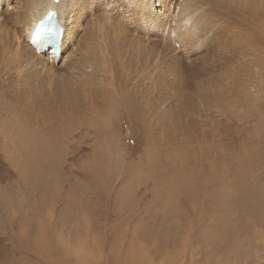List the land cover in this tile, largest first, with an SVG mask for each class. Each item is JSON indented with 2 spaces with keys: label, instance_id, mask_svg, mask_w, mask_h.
Returning <instances> with one entry per match:
<instances>
[{
  "label": "rangeland",
  "instance_id": "374dc122",
  "mask_svg": "<svg viewBox=\"0 0 264 264\" xmlns=\"http://www.w3.org/2000/svg\"><path fill=\"white\" fill-rule=\"evenodd\" d=\"M16 1L0 9V43L18 33ZM238 15L246 29L228 38L244 37L256 58L248 22L258 17ZM149 24L136 18L129 36L150 35L143 30ZM154 34L142 39L150 55L140 52L135 65L118 60L108 71L115 88L104 78L88 81L78 63L87 86L71 79L67 64L54 66L51 84L38 73L44 90L30 91L37 86L19 78L29 71L0 61V264H136L139 256V264H264V34L260 84L249 80L251 72L240 76L241 56L219 55V42L209 65L167 69L154 54L168 46ZM212 81L217 96L210 102L216 91L205 84ZM103 93L114 101L104 123ZM93 95L97 101L86 104ZM4 120L14 122L18 138L3 130ZM25 129L54 144L52 152L26 145Z\"/></svg>",
  "mask_w": 264,
  "mask_h": 264
},
{
  "label": "bare ground",
  "instance_id": "6f19581e",
  "mask_svg": "<svg viewBox=\"0 0 264 264\" xmlns=\"http://www.w3.org/2000/svg\"><path fill=\"white\" fill-rule=\"evenodd\" d=\"M9 2L10 0H0V9L4 4L6 5L5 8L10 6ZM169 3L170 6H168ZM14 7L17 9V12L14 11L15 14H18L14 17L18 18L17 24L19 25V28L21 27L22 29H19L17 26L18 33L12 34L11 32L12 35L10 38L6 42L0 43V61L4 62V64H9L10 69L16 72L23 71L25 73V71H29L27 76H20L19 78L27 77L24 81L22 79L21 82L23 84L30 82L31 84H34V86H37V88L31 89L26 87V89L30 91L39 92L44 90L40 83L48 82L51 84L48 81V76L51 72L57 70L54 66H57L56 68L65 69L63 67L67 64L70 65L69 71L72 75L71 79L81 77L83 73L82 70L81 72L79 70V66L81 65L89 70H83L85 73L88 72V76L90 77V80L87 79L88 81L92 80L93 82L94 80V83L99 85L101 81H99L98 78H104L105 81L109 82L107 73L109 71L111 74V72L116 71L115 67L118 60L120 63L124 62L125 64V62H127L130 65V62H132L135 65L141 61L140 52H146L150 55V51L145 49L144 44L142 45V43L145 42V40L143 41L142 39H144V37H156L154 34L155 29H157V34L159 36L161 34L163 37L160 39L161 41L159 40V42L164 43V47L167 45L172 53L171 59L168 61L166 56V48L168 49V47L163 48V53H160L159 50L156 49V44L154 45L155 47H153V49L155 48L156 51H158V53L156 52V54H154L157 60H167V69H169V64H172V71L175 72L178 67L176 63L182 68L192 67L197 64H200L202 68L205 64L209 65V60L211 59L210 56L214 53L210 47L219 42L221 44L219 46V51L221 53L217 52L216 50L218 49L215 48V51L219 53V55L230 54L231 56V54L235 53L247 61H242L241 63L237 62V71L240 76L241 74L251 72L254 75L250 76L249 80L253 79L254 81H257L258 84L261 83V79L259 80L258 78L257 67L260 63V55L262 52L260 30H262V34H264V24L260 22V20H264V0H177L176 4H174L173 0H17ZM19 9H21V11H19ZM13 10L11 8L8 12ZM49 11L57 13V17L53 16L52 19L56 21V24H59V26L64 29L62 47L60 49L62 56L54 55L51 50H47L46 53L40 54L32 45V33L40 26V22L48 16ZM163 11H166L167 14L163 13ZM239 13L254 15L260 19L258 20V18H256L254 22H248L253 32L250 36H252L254 54L256 58L254 56V58H251L252 54L247 46V43L244 41V37L241 39L228 38L231 30L234 29L242 31L244 26L247 24V20L240 17L238 15ZM136 18L139 19L140 23L143 21H150V24L148 26H144L143 28V30H150V35L141 36L134 33L133 38L129 36V28L134 25ZM254 24H256V26H254ZM260 24H262V28H260ZM213 27L217 37H213L211 34ZM180 28L184 29V31L183 33H178V43L180 44V49L184 51V53H187L186 56L182 54V51L176 49L169 43V41L173 40L174 37H172V33L170 34L167 30L171 29L177 32ZM3 30L5 33H8V28H3ZM20 30L25 34H19ZM137 32H140V30ZM37 33L38 32H36V35ZM246 34H248V32H246ZM252 42H250V44H252ZM210 51H212L211 54H209ZM123 53L124 57L122 61L120 57ZM76 54L80 57H76ZM155 56H153L154 59H156ZM182 56L184 57V61L191 58V64H186L184 61L179 59L182 58ZM55 61L59 62V64L56 65L57 62ZM78 63L81 64L78 66ZM250 63H253L252 66ZM109 64L111 66H109ZM144 64H146V62H144ZM129 65H127V70ZM155 66L156 65H153L152 69H154ZM161 71H163V69ZM38 73L43 76V79L41 80L42 82L38 79ZM117 76L119 79V75ZM87 80L80 78L77 82L79 85L84 87L89 84ZM108 85L113 86L112 88H115L116 86H114L111 82H109ZM205 86L212 89V91L215 89L216 92H213L212 98L209 99L211 100L210 102L214 101L217 96V82L214 83V81H212L205 84ZM114 94L115 91L111 93V98H113ZM94 95L96 97L98 96L97 91L94 92ZM94 95L91 100L90 98H84L86 104H88V102L93 104L92 100L94 103L97 101ZM103 97L108 100L110 96L103 93ZM112 102L114 103L113 100ZM112 102L109 99L106 104L107 110L104 109L106 116L100 114L99 118L100 121H103V123L107 117L109 120L112 116ZM131 104L135 107V109H133L137 111L133 101ZM108 108L110 109L108 110ZM1 113L4 112L0 109V114ZM6 113L7 112H5V115ZM15 113L17 114V112ZM99 113H101V108L99 109ZM8 115L10 114L8 113ZM12 115H14L13 112ZM2 117L4 118V116ZM21 117L25 118L23 115H21ZM88 119H90V117ZM138 119L140 120V116ZM1 120L3 119L1 118ZM31 120L32 118H30L29 121ZM4 121H6L5 124H7V121L9 123V120ZM0 123L2 122L0 121ZM1 125L3 127L4 124ZM8 126L10 125L7 124L5 127ZM11 126L8 129H4L5 127H3V130L9 131L10 137L18 138V134L14 136L17 131L11 129L17 128ZM56 129L57 126L53 127L49 125H47L46 128V130H49L50 132L55 131ZM26 130L27 129L23 130V138L26 140V145L29 143L33 150L41 154H44L45 152H52L54 144H52L53 146L51 145L50 147H47V143H44V141H46L44 136L41 134L37 135V132L35 131H33V134L31 135L29 132L25 133ZM134 260H136V264H139V262H142L143 258L139 256L138 258L135 257Z\"/></svg>",
  "mask_w": 264,
  "mask_h": 264
},
{
  "label": "clouds",
  "instance_id": "9594fccd",
  "mask_svg": "<svg viewBox=\"0 0 264 264\" xmlns=\"http://www.w3.org/2000/svg\"><path fill=\"white\" fill-rule=\"evenodd\" d=\"M169 43H170L172 46H174V47H176L177 49H179L180 51H182V50L180 49V47H177V46L174 44V42L172 43L171 41H169ZM182 52H184V51H182Z\"/></svg>",
  "mask_w": 264,
  "mask_h": 264
}]
</instances>
